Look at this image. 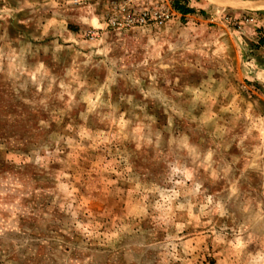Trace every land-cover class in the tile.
I'll return each mask as SVG.
<instances>
[{
  "label": "rangeland",
  "instance_id": "374dc122",
  "mask_svg": "<svg viewBox=\"0 0 264 264\" xmlns=\"http://www.w3.org/2000/svg\"><path fill=\"white\" fill-rule=\"evenodd\" d=\"M263 3L0 0V264H264Z\"/></svg>",
  "mask_w": 264,
  "mask_h": 264
},
{
  "label": "built area",
  "instance_id": "2783aa9c",
  "mask_svg": "<svg viewBox=\"0 0 264 264\" xmlns=\"http://www.w3.org/2000/svg\"><path fill=\"white\" fill-rule=\"evenodd\" d=\"M74 5L98 3L108 10L107 26L121 30L168 23L177 16L175 0H71Z\"/></svg>",
  "mask_w": 264,
  "mask_h": 264
},
{
  "label": "trees",
  "instance_id": "16d2710c",
  "mask_svg": "<svg viewBox=\"0 0 264 264\" xmlns=\"http://www.w3.org/2000/svg\"><path fill=\"white\" fill-rule=\"evenodd\" d=\"M182 0H176L175 6L178 11H180L182 14L187 15V14H192L194 13L193 9H188L186 5L181 4Z\"/></svg>",
  "mask_w": 264,
  "mask_h": 264
},
{
  "label": "crops",
  "instance_id": "0c3cea01",
  "mask_svg": "<svg viewBox=\"0 0 264 264\" xmlns=\"http://www.w3.org/2000/svg\"><path fill=\"white\" fill-rule=\"evenodd\" d=\"M222 1H224V2H230V0H222ZM262 1L264 2V0H262ZM260 7H263L264 8V3L262 5H260ZM261 26H264V10L263 11H260L258 13V27L260 28ZM250 34H252V31H251Z\"/></svg>",
  "mask_w": 264,
  "mask_h": 264
}]
</instances>
